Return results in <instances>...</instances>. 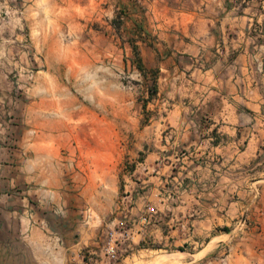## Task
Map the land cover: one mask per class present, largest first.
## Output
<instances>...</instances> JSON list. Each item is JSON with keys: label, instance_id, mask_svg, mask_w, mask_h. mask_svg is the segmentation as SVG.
Here are the masks:
<instances>
[{"label": "crops", "instance_id": "1", "mask_svg": "<svg viewBox=\"0 0 264 264\" xmlns=\"http://www.w3.org/2000/svg\"><path fill=\"white\" fill-rule=\"evenodd\" d=\"M144 28L136 100L117 97L109 76L97 89L87 56L73 68L90 71L87 91H58L74 98L55 109L31 104L46 171H24L34 183L13 200L47 213L15 218V264H129L212 242L221 258L185 264H264V0H154Z\"/></svg>", "mask_w": 264, "mask_h": 264}, {"label": "rangeland", "instance_id": "2", "mask_svg": "<svg viewBox=\"0 0 264 264\" xmlns=\"http://www.w3.org/2000/svg\"><path fill=\"white\" fill-rule=\"evenodd\" d=\"M166 1L182 8L200 2ZM153 2L32 0L30 7L29 2L26 5L22 0H9L8 6L0 10V264H15V255L25 252L24 243L16 235L15 218L26 213L37 214L36 217L47 213L42 207L13 200L14 195H24L20 191L34 183L25 180L24 171H46L47 154L41 144L46 138L41 117L30 119L31 104L40 108L44 101L43 107L55 109L59 99L68 104L74 98L57 95L58 91L75 93L79 88L87 91L92 78L90 71H73L80 66L79 57L87 56L98 58L96 70L91 74L96 73L97 89L103 88L109 76L117 97L124 91L130 100L140 97L133 44L138 45ZM73 59L76 62L64 63ZM128 59L132 61L130 65L120 67ZM131 166L132 163L127 164L128 169ZM59 170L72 171V167L61 166ZM215 246L216 242H212L203 251L202 248L143 251L128 262L149 263L162 254H176L174 261L167 264L221 258ZM207 250L208 254L203 256Z\"/></svg>", "mask_w": 264, "mask_h": 264}, {"label": "built area", "instance_id": "3", "mask_svg": "<svg viewBox=\"0 0 264 264\" xmlns=\"http://www.w3.org/2000/svg\"><path fill=\"white\" fill-rule=\"evenodd\" d=\"M119 232L123 236L127 235V231H124V229H119ZM116 234H117L116 231H111L110 233L111 241H109L106 247L108 254L111 257V260H117L119 258L118 249H117L119 239H115Z\"/></svg>", "mask_w": 264, "mask_h": 264}, {"label": "bare ground", "instance_id": "4", "mask_svg": "<svg viewBox=\"0 0 264 264\" xmlns=\"http://www.w3.org/2000/svg\"><path fill=\"white\" fill-rule=\"evenodd\" d=\"M175 257L176 254H162L158 255L156 258L153 257L154 259L152 261L150 260L149 263L144 261L140 262V264H167L173 262Z\"/></svg>", "mask_w": 264, "mask_h": 264}, {"label": "trees", "instance_id": "5", "mask_svg": "<svg viewBox=\"0 0 264 264\" xmlns=\"http://www.w3.org/2000/svg\"><path fill=\"white\" fill-rule=\"evenodd\" d=\"M133 48H134L135 54H136L137 67L140 68V69H143V64H142V61H141V56H140V52H139V49H138V45L137 44H133ZM155 91H156V88H155V86H153L151 88V94H153Z\"/></svg>", "mask_w": 264, "mask_h": 264}]
</instances>
